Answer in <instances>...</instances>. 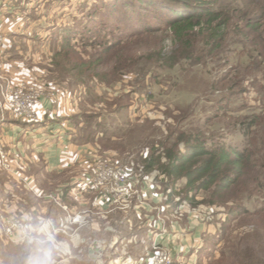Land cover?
<instances>
[{"label": "rangeland", "instance_id": "374dc122", "mask_svg": "<svg viewBox=\"0 0 264 264\" xmlns=\"http://www.w3.org/2000/svg\"><path fill=\"white\" fill-rule=\"evenodd\" d=\"M115 2L0 0V149L10 165L9 170L0 165V215L29 225L41 219L52 222L57 239L64 245L55 257L56 264H157L161 255L171 258L165 264H242L233 258L231 246L236 245L237 237L253 235L252 226L259 231L262 222L242 216L224 223L223 240H229L225 244L217 235L223 224L218 218L236 204L257 208L264 195L255 193L251 199L241 197L224 206H194L182 200L183 180L168 181L155 170L143 173L139 157L149 155L147 147L153 140L179 132L205 138L222 134L228 145L241 148L237 132L240 123L255 112L264 115V13L257 11L251 0H231L229 6L241 11L230 23L252 20L258 30L238 35L232 28L221 48L208 53L197 30L178 41L164 27V17L153 5L139 7L133 0L123 9L121 2ZM132 10L146 21L145 29L133 36L141 24L134 23L137 16L127 19ZM84 28L104 31L112 44L116 39L121 42L103 54V39L83 36ZM65 29L82 38H71L72 51H63L56 58L66 39L61 33ZM188 38L191 45L187 47H192L198 64L183 58ZM100 59L103 65L95 74H106V83L88 73L91 68L87 64ZM118 63L124 66L113 75ZM78 75L83 83L76 81ZM18 85L26 95L36 97L30 122L15 120L5 104L4 96ZM255 86L262 91H254ZM49 95L52 101L56 100L53 97L60 99V114L68 111L69 116L95 117L92 124L99 122L113 136L101 143L100 135H95L92 142L85 143L87 132L81 127L86 118L81 119V126L74 127L72 122H63V115L45 116V125L36 128L46 129L39 133L43 144L52 136L63 139L65 125L78 138L72 144L69 137L71 145L82 151L79 164L51 173L43 169L44 160L39 155L35 159L25 157L35 153L30 147L34 135H26L21 143L18 134L13 141H2V135L7 136L14 127L36 122L35 107ZM55 104H50L54 112ZM99 165L131 167L135 173L132 189L115 196L112 204L100 201L97 192L77 185L92 179ZM12 170L14 174H10ZM23 170L29 171L23 174L29 184L12 179V175L21 176ZM204 196L199 194L195 200H205ZM203 235L209 236L204 243ZM199 243L206 250L194 259L190 253ZM25 248L26 243L7 241L0 230V264H15Z\"/></svg>", "mask_w": 264, "mask_h": 264}, {"label": "trees", "instance_id": "16d2710c", "mask_svg": "<svg viewBox=\"0 0 264 264\" xmlns=\"http://www.w3.org/2000/svg\"><path fill=\"white\" fill-rule=\"evenodd\" d=\"M135 1L139 7L153 5L158 10L161 18L164 17V27L172 31L178 41H182L186 35L194 33L197 30L208 53H213L221 48V45L228 36V32L232 28L237 29L238 35H242L243 31L251 32L252 30V32H257L258 30V26L252 20H247L241 24L230 23V21L232 22L233 15H238L241 11L237 6H229L231 0H228L229 3H225V5L219 4L218 0ZM118 2H121L123 9H125L128 3H132L133 0H116L114 5ZM251 4L256 7L257 11L264 13V0H251ZM136 16L137 20L134 23L141 24V26L137 28L139 30L131 33L132 36L138 34L141 29H145V27L142 28L146 22L143 15L141 16L132 10L127 19L130 20L132 17L134 19ZM165 16H168V18H165ZM148 29L146 27V30ZM61 33L65 35L66 39L62 40V48L55 54L56 58L61 56L63 51H72V46L69 44L71 38H82L77 33L71 34L67 29L62 30ZM102 33L104 31L97 30L93 32L88 28H84L83 30V36L97 35L101 37L104 43H99L100 48L101 46L104 47L101 52L107 54L112 48L117 47L121 40L116 39L114 40V44H112L113 42L110 43L112 40L105 38L106 33L104 35ZM107 43L110 44V47L107 46ZM184 43L186 47L191 45L189 38ZM187 48L183 58L188 62L198 64V59L193 57L192 47ZM243 49L247 50L248 47ZM189 51L192 54H189ZM68 53L66 52L65 55ZM224 63L227 62L224 61ZM87 65L88 67L90 65L91 70L88 73H90L93 79L101 77L99 79L100 82H105L107 78L106 74H95V69H99L103 65L101 59L96 63ZM122 66L124 65L116 64V67L112 70V74L118 75ZM76 81L78 83L84 82L79 75L76 76ZM255 90L256 92L262 91L261 88L256 86ZM75 116V114L67 116L63 122L69 121L70 124L72 122L74 127H78L81 126V119L86 118L84 126L81 127L84 132H87L85 143L92 142L94 139L92 137L95 135H100L101 143L105 140L110 141L113 138V136H109L102 125L99 126V122L92 124V119L95 117L84 115L74 118ZM26 124V127H40L41 125H45V121ZM92 128H95V130L90 131ZM237 132L241 136V148L228 145L225 135L222 134L217 138H205L201 134L179 132L176 135H167L160 140H153L150 146L147 147L149 155L139 157L140 167H142L143 173L155 170L163 179L174 183L183 180L184 186L182 192L184 196L182 200L192 202L194 206H198L199 204L224 206L227 204V201H240L241 197L251 199L255 193H262L264 195V115L258 112L253 113L249 120H244L240 123ZM68 137L73 142L72 144L77 143L78 138H76L72 130L69 131ZM69 188L67 187L65 192ZM199 194L205 195V200L196 201L195 198ZM223 211L225 216L222 217L223 214H221L218 218V220H223V224L217 234L220 239L219 242L225 241L223 237L226 234V227H224V223L226 222H233L242 216L256 218L262 222L259 231H254L255 228L252 226L251 232H253V235L246 233L242 237L236 238V245L231 246V254L234 255L233 258L235 257L242 264H264V202H262L261 206L252 210L242 204H236ZM202 237V243L209 239L208 235H203ZM219 242L213 246L215 247ZM225 244H229L228 239L225 241ZM202 245L199 243L191 250L190 254L193 255V258L195 257L194 259H198L201 253L206 250L203 249Z\"/></svg>", "mask_w": 264, "mask_h": 264}, {"label": "built area", "instance_id": "2783aa9c", "mask_svg": "<svg viewBox=\"0 0 264 264\" xmlns=\"http://www.w3.org/2000/svg\"><path fill=\"white\" fill-rule=\"evenodd\" d=\"M4 99L7 107L11 109V115L15 120H24L26 122L32 120L36 97L26 95L22 85L16 86L13 91L7 93ZM0 165L3 169L9 170L10 165L1 149ZM133 174L135 173H133L131 168L99 165L92 179L80 181L77 185L84 188V190L97 192L100 201L106 204H112V199L115 196L127 194L132 189ZM15 177L17 176L15 175ZM26 184H29V182ZM30 189L32 191L34 190L33 187H30ZM28 226L30 225L26 221L24 222L18 218H8L0 215V230L6 240L13 244H25L21 234ZM157 258L159 259L157 264L169 263L171 260L170 257L164 255Z\"/></svg>", "mask_w": 264, "mask_h": 264}, {"label": "crops", "instance_id": "0c3cea01", "mask_svg": "<svg viewBox=\"0 0 264 264\" xmlns=\"http://www.w3.org/2000/svg\"><path fill=\"white\" fill-rule=\"evenodd\" d=\"M50 97L48 98H44L43 101H41L40 103H38L35 107V113H36V116H37V121L36 123H40L44 120L45 116L49 115V116H54L55 114L58 115L59 117H61L63 115V117H66L69 116V112H67L66 115L63 114H60V112L57 110V109H61V106H63L61 103H60V99L57 98V97H53L55 98L56 100L55 101H52V96L49 95ZM69 96V95H68ZM58 101V102H56ZM52 102L55 104H57L56 106V110L55 112L52 110V106L50 104H52ZM62 102V101H61ZM65 103V102H63ZM55 104V105H56ZM61 117V118H63ZM37 126H33V127H30V126H23L21 128H13V132H9L7 134V136L4 134L2 135V141L6 142L7 140L9 141H13V139H15L18 134V137H17V140L19 139L20 143L23 142V138L27 136H33L34 135V138L32 137L33 140H31L32 142H30V147H31V150L35 153H29V154H24L22 151H20V144L18 145V150H19V153L21 157L28 159L29 158V155H31L32 159H35V157L37 155H39L40 157H42L41 159L44 160V163L41 165L43 166V169L45 170V168L47 169L48 172H56V171H63L62 169H69L71 167H73L74 165H77L79 164L81 158V152H80V148L77 147V146H73L71 145V142L68 140V133H69V128L66 127L65 125L63 126L64 130H65V135H64V138L62 139H58L56 140L57 137H50V138H46L47 139V143H44L43 144V139L40 138V132L43 133V131H46V129H36ZM12 133V134H11ZM28 133H31L30 135ZM9 135V136H8ZM24 135V136H23ZM51 135V134H50ZM12 137V139H11ZM13 143V142H12ZM22 150V149H21ZM23 154L25 155V157L23 156ZM30 157V158H31ZM42 160V161H43ZM17 162V161H16ZM57 166H61V170L57 167ZM27 170V169H26ZM29 171H25L23 170V174H29L28 173ZM10 174H14V171L12 170V173L10 172ZM20 174V173H18ZM18 176L16 174L17 177H15V175L13 176L12 175V179L18 183L19 181L21 180H24V182H29V180L23 175V176ZM19 184V183H18Z\"/></svg>", "mask_w": 264, "mask_h": 264}, {"label": "clouds", "instance_id": "9594fccd", "mask_svg": "<svg viewBox=\"0 0 264 264\" xmlns=\"http://www.w3.org/2000/svg\"><path fill=\"white\" fill-rule=\"evenodd\" d=\"M25 250L15 264H56L55 257L63 250V243L57 239L52 222L39 220L22 232Z\"/></svg>", "mask_w": 264, "mask_h": 264}]
</instances>
